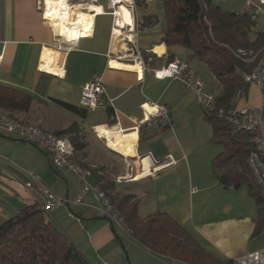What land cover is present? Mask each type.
<instances>
[{"label":"crops","instance_id":"1","mask_svg":"<svg viewBox=\"0 0 264 264\" xmlns=\"http://www.w3.org/2000/svg\"><path fill=\"white\" fill-rule=\"evenodd\" d=\"M249 1L214 0L238 12L257 10L258 7ZM39 2L0 0V82L25 90L33 96L28 112L14 111L12 114L54 132L78 123L81 134L88 142L87 148L81 152L84 154L83 163L93 167L102 166L90 160L89 148L93 140L97 145L105 144L97 135L94 138L93 127L110 125L112 100L118 113L115 121L117 127L131 130L121 132L136 151V154L128 157L133 164L126 161V172H129L126 174L121 170L117 177L140 172L144 157L151 160L152 167L174 160L152 176L126 178L123 179L125 184H118L117 190L135 193L140 198L139 214L142 217L156 212L169 214L202 247L223 260H234L263 248L264 212H260L256 198L247 185H226L214 172L213 162L225 148L212 141V124L206 119L195 91L186 89L177 80L157 78L148 70L141 72L140 69L135 71L112 66L111 61L116 59L114 49L122 41L115 43L114 40L112 45L113 19L110 14H98L93 35H86L73 45L65 43L69 45V50L61 51L52 28L42 17ZM146 16H156L157 21L142 27ZM136 21L140 51L144 56L159 51L158 59L153 64L155 67L167 63L168 48L160 42L167 27L163 2L153 0L140 5L136 11ZM173 50L176 59L187 61L191 67L192 61L197 59L192 58L191 61L185 48L177 46ZM41 58L53 62L61 70L60 74L43 70ZM116 60L133 65L139 62L135 55ZM95 73L102 75L106 88L103 105L96 110L88 109L87 116L81 121L75 116L63 114L59 109L70 111L56 100L83 107L82 88ZM145 102L166 105L171 124L155 135L141 133L138 140L136 130L140 131V120L143 118L141 105ZM262 103L260 87L247 84L240 94L238 105L260 106ZM98 109H102V114L95 119L100 121L85 125L89 112ZM63 119L72 123L65 124ZM105 147L110 150L107 145ZM0 152V180L13 189H0V220L15 214L25 205L34 204L30 191L24 186L25 181L31 180L29 171H33L44 186L56 195L69 199V203L46 214L91 264H130L125 256L128 258L126 248L132 264H188L150 252L124 229L113 226L97 208L102 203L93 194H88L84 203H74L81 192V183L70 171L53 167L47 154L33 143L16 134L7 135L0 131ZM111 167H117V163H112Z\"/></svg>","mask_w":264,"mask_h":264},{"label":"trees","instance_id":"2","mask_svg":"<svg viewBox=\"0 0 264 264\" xmlns=\"http://www.w3.org/2000/svg\"><path fill=\"white\" fill-rule=\"evenodd\" d=\"M164 5L167 27L160 40L168 48L167 62L176 59L174 47L189 51V58L205 62L220 84L215 97L217 107L228 108L238 90L247 83L241 72H249L253 63L243 60L240 50L257 53L264 47V29L255 32L257 13L238 12L214 0H161ZM157 21L146 16L142 27ZM63 108L85 118L88 109L61 100ZM31 93L0 82V108L13 113L28 112L32 106ZM112 113V110H111ZM212 124V141L225 150L213 162L214 172L226 185H247L256 198L260 212H264V190L252 175L247 156L251 149L248 134L232 135L228 124L217 116H207ZM114 120L110 125H114ZM56 133L68 135L77 158L88 146L78 123ZM89 166V165H87ZM94 182L104 190L120 209L132 237L150 252L188 264H234L207 251L176 220L165 212L142 217L139 214L140 198L135 193L117 190L118 183L110 179L103 166H89ZM1 175V171H0ZM0 264H91L68 236L37 205H25L15 214L0 220Z\"/></svg>","mask_w":264,"mask_h":264},{"label":"built area","instance_id":"3","mask_svg":"<svg viewBox=\"0 0 264 264\" xmlns=\"http://www.w3.org/2000/svg\"><path fill=\"white\" fill-rule=\"evenodd\" d=\"M65 1L75 11H89L88 6L90 4H97L102 8L101 14H110L113 19L111 30L112 45L116 28H119L122 31L123 35L121 38L123 39H125V34L127 32L132 33L133 38H127V40H124L126 44L125 46L118 45L117 48L114 49V51H118V53L113 52L116 59H122L129 55H135V58L137 60L139 59L137 64H139L141 72L148 70L153 72L157 78L179 81L186 89L195 91L198 103L207 116L215 115L218 118L223 119L228 124L229 132L232 135L248 134L250 136L249 142L251 149L247 156V164L252 175L256 178L258 184L264 190V47L255 54L244 50L239 51L241 56H243V60L254 64L251 71L241 72V76L247 84H255L260 87L262 91L263 103L260 106H239L238 101L242 90H238L232 99L231 106L228 108L217 107L215 105L217 91L214 90L211 93H207L205 91L204 80L187 61L174 59L173 61L167 62L160 67H155L153 64L158 59L159 53L151 52L144 56V54L140 51L138 46V24L136 21V11L140 5L149 3L153 0ZM249 3L256 5L260 10H264V0H250ZM39 8L42 12L43 19L52 28L61 51L69 50V45H64L65 43L73 45L84 37L82 34L77 39L66 42L63 36H59L61 32H59V28L55 23V20L57 19H53V16L48 14L46 0H40ZM123 9H125L130 15L131 22L122 21L120 24V21L123 20ZM93 15L96 19V12H94ZM95 19L91 26V34L87 36H91L94 33ZM127 53H129V55ZM42 63L43 60L41 58L40 66ZM141 77L142 75L139 76L140 81ZM105 95L106 88L103 77L102 75L95 73L91 80L82 88L81 105L84 108L96 110L103 105ZM110 105L112 107L111 120L116 121V119H118V113L113 107L112 100H110ZM141 107L143 110V118L140 120V131L136 130L138 133V140L141 133L155 135L165 126L171 124L169 108L166 105L145 102L141 105ZM105 125L108 127H117V123L114 125ZM96 128L97 126H94L93 131L99 138L104 140L107 145V138H102L99 132L96 131ZM121 130L123 132L131 131ZM0 131L8 135L16 134L19 137L33 143L38 149L47 154L53 167L70 171L82 185L81 192L74 200V203H84L87 195L90 193L93 194L94 198L102 203V206H97V208L101 210L103 215L113 224V226L116 228H122L129 234H132L133 230L129 226L125 217L122 215L120 209L111 201L107 193L92 180V169L77 158L75 147L68 135H60L54 131H47L40 125L28 123L20 117L15 116L1 108ZM138 159H140V157ZM143 159L144 158L141 160L143 161ZM142 161L141 168L143 170ZM172 162H174L173 159L168 163L163 162L157 166H151L150 174L146 177L154 175L157 171L169 166ZM30 176L31 180L25 181L24 186L30 191L34 203L38 208L47 213H51L59 206L70 202L69 199L56 195L49 188L44 186L41 178L37 174L30 173ZM122 177L124 176H118L117 180L121 182L124 179ZM233 262L234 264H264V247L239 256L235 258Z\"/></svg>","mask_w":264,"mask_h":264},{"label":"bare ground","instance_id":"4","mask_svg":"<svg viewBox=\"0 0 264 264\" xmlns=\"http://www.w3.org/2000/svg\"><path fill=\"white\" fill-rule=\"evenodd\" d=\"M46 2H47L48 14L53 16V19L55 18L57 19L55 20V23L56 26L59 28V32H61L59 36H63V38H65L68 41L77 39L82 34L83 36L91 34L92 31L91 26L95 19L93 14L94 12H96V14L98 15L101 14L102 11V8L97 4H90L88 6L89 11H75L66 3L65 0H46ZM122 16H123V20L120 21V24L122 21L131 22L130 15L125 9H123L122 11ZM122 35H123L122 31L119 28H116L113 41L115 40V43H117L118 40L122 41L121 45L124 46L126 45L124 40H127V38L130 39L133 38V35L130 32H127L125 34V39L121 38ZM157 53H159V51ZM111 64L114 67L124 68L128 70H135V71L136 69L140 68L139 64L133 65L131 63L130 64L122 63L116 59H113L111 61ZM41 65H42L41 68L47 72L54 74H60L61 72V70L57 69L54 66L53 62L50 63L43 59V63ZM96 131L99 132L102 138H107V146L111 148L113 151L127 158L131 155L136 154L134 146L130 142L125 140L119 127H108L106 125H98ZM150 161L151 160H149L148 157H144L142 161L143 170L138 172L137 175H133L132 177L130 175V176H126L125 178H129V177H131V179L145 178L148 174H150V170H151Z\"/></svg>","mask_w":264,"mask_h":264},{"label":"rangeland","instance_id":"5","mask_svg":"<svg viewBox=\"0 0 264 264\" xmlns=\"http://www.w3.org/2000/svg\"><path fill=\"white\" fill-rule=\"evenodd\" d=\"M252 9L254 10V8H252ZM254 12L257 13V17H256L257 24H256V27H255V32H256V31H260V30L264 29V10L263 9L260 10V9L257 8V10H254ZM192 60L193 59H191V61ZM192 67L195 69V71L198 73V75L204 80V82H205V91L207 93H211L214 90L218 91L220 89L218 81L216 80V78L212 74L210 68L208 67V65L205 62L200 61L199 59H194L192 61ZM57 108H60V107H57ZM59 110L60 111L62 110L61 112H63V114H66V115L69 114V116H75V118L76 119L78 118L79 121H81V119H82L81 116L77 117L76 115H73V113L68 112L66 110H63V109H59ZM101 112H102V109H98L96 112L90 111L89 112V119H87L86 121L84 120L85 121V125H87V124L89 125V123L91 121H100V120H96L95 118H97L100 114H102ZM83 119H85V118H83ZM63 121L65 122V124L66 123H72V122H68L67 119H63ZM70 121H72V120H70ZM93 136H94V138H96V134L95 133H93ZM95 142L96 141L93 140L91 142L92 146L89 148V150H90V160L95 162V163H97V164H100L103 167H105L106 169H108V171H106V174H107V176L110 179H115L118 184H125L126 181H123V180H122V182L119 183V181L117 180V173L121 172V170H122V173H125L127 171V169L125 168L126 161H129L131 164H133L132 159L127 158L125 156H121V155H119L117 153H114V152L108 150L105 147L106 146L105 144H98L97 145ZM1 153L2 152H0V154ZM114 162L117 163V167H111L112 163H114ZM111 168H115V170H113ZM116 168H117V170H116ZM51 170H53V169L51 168ZM29 172L35 173L33 171H29ZM128 172H126V174ZM133 174L134 173H132V174L130 173L127 176L131 175V177H132ZM121 175H119V176H121ZM134 175H137V174H134ZM28 177H30V173L28 174ZM125 177H123V178L126 179ZM129 179H131V178L129 177ZM3 188H7V189L9 188L10 190H13L5 181H1L0 180V189L3 190ZM10 200H12V198H10ZM12 201L14 202V200H12ZM126 250L128 252V258H127V255H125L126 259H127V261L130 264H132L131 263L130 252H129V250L127 248H126ZM153 258H156V256L153 257ZM159 264H164V263H159Z\"/></svg>","mask_w":264,"mask_h":264},{"label":"water","instance_id":"6","mask_svg":"<svg viewBox=\"0 0 264 264\" xmlns=\"http://www.w3.org/2000/svg\"><path fill=\"white\" fill-rule=\"evenodd\" d=\"M108 147V146H107ZM109 148V147H108ZM110 150H112L111 148H109ZM113 151V150H112ZM113 152H115V151H113ZM115 153H117V152H115ZM117 154H119V153H117ZM119 155H121V154H119ZM121 156H123V155H121ZM127 254V253H126Z\"/></svg>","mask_w":264,"mask_h":264}]
</instances>
